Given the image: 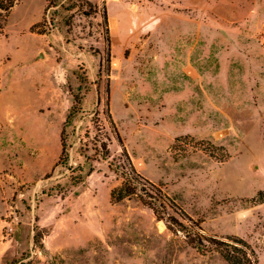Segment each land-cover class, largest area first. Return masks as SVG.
Wrapping results in <instances>:
<instances>
[{"label":"rangeland","instance_id":"374dc122","mask_svg":"<svg viewBox=\"0 0 264 264\" xmlns=\"http://www.w3.org/2000/svg\"><path fill=\"white\" fill-rule=\"evenodd\" d=\"M107 112L170 216L264 264V0H18L0 34V264H227L110 201Z\"/></svg>","mask_w":264,"mask_h":264},{"label":"trees","instance_id":"16d2710c","mask_svg":"<svg viewBox=\"0 0 264 264\" xmlns=\"http://www.w3.org/2000/svg\"><path fill=\"white\" fill-rule=\"evenodd\" d=\"M18 0H0V34L2 33L6 17L10 10L15 6ZM103 23L105 26V40L108 44L109 35L107 29L106 10L103 9ZM78 104L73 105L65 117L62 129L60 131V154L57 162L53 166H64L67 162V152L65 144L66 128L71 124V119L74 114L79 112ZM108 122L112 127V131L116 141L121 146V153L117 162L108 163V167L113 169L120 176L122 182L120 186L113 188L110 191V201L120 202L125 198L136 196L138 201L149 208L155 218L165 222L167 228L171 231L181 232L186 239V242L200 254L217 253L227 264H258L257 254L250 244L244 239L237 236L215 237L206 235L202 232L198 225L186 218L187 224L179 222L173 216L167 213L168 209L174 210L175 206L169 197L156 185L144 179L135 170L122 140L114 123L107 112ZM97 156L101 160H107L106 144H101L96 151ZM72 172V171H71ZM71 180L77 183L79 178L72 176Z\"/></svg>","mask_w":264,"mask_h":264}]
</instances>
